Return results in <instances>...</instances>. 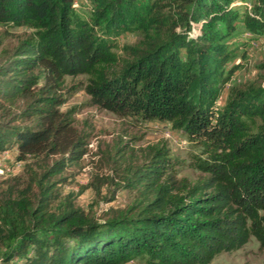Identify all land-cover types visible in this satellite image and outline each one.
<instances>
[{"label":"trees","instance_id":"trees-1","mask_svg":"<svg viewBox=\"0 0 264 264\" xmlns=\"http://www.w3.org/2000/svg\"><path fill=\"white\" fill-rule=\"evenodd\" d=\"M74 1L0 0V26L30 29L0 64V153L15 149L24 166L0 188V264H208L251 237L264 252V84L218 105L237 67L226 68L228 40L240 20L264 32V0L244 10L236 0H86V14ZM128 31L142 37L120 62L113 48ZM89 72L95 104L171 122L203 148L204 175L185 184L149 149L120 181L94 174L79 186L105 187L107 202L130 189L131 205L102 218L76 207L60 185L88 143L60 107L64 76Z\"/></svg>","mask_w":264,"mask_h":264},{"label":"rangeland","instance_id":"rangeland-1","mask_svg":"<svg viewBox=\"0 0 264 264\" xmlns=\"http://www.w3.org/2000/svg\"><path fill=\"white\" fill-rule=\"evenodd\" d=\"M74 6L80 13L86 14V0H75ZM232 6L244 10L250 7V2L236 0ZM238 24L236 34L228 40L235 57L226 62V68L237 67L226 82L218 105L224 103L233 88L243 87L249 82L264 84V32L254 35L243 27L241 20ZM29 32L30 29L25 26H0V64ZM141 37L139 32L128 31L117 38L113 52L120 62L130 56L127 46L137 44ZM242 49L244 55H241ZM94 77L95 72H89L66 75L63 79L65 102L60 108L69 111L75 126L86 134L88 143L87 153L64 172L68 180L60 185L62 194H76V207L102 218L115 215L131 205L135 192L130 189H121L113 201L107 202L103 198L109 196L105 187L96 196L90 188L79 191V186L88 184L94 174L113 176L115 181H120L119 174L142 163L149 149L157 153V158L165 159L167 171L185 184H193L204 175L199 167V159L204 156L200 145L189 140L169 121L119 115L95 104L87 91ZM23 167V162L16 159L15 149L0 153V188L6 179L24 177ZM122 264L149 263L143 258H136ZM208 264H264V252L257 240L251 237L238 250L219 253Z\"/></svg>","mask_w":264,"mask_h":264}]
</instances>
